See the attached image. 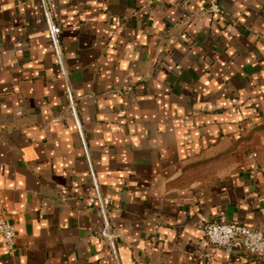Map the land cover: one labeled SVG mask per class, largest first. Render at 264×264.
Masks as SVG:
<instances>
[{
    "label": "crops",
    "instance_id": "1",
    "mask_svg": "<svg viewBox=\"0 0 264 264\" xmlns=\"http://www.w3.org/2000/svg\"><path fill=\"white\" fill-rule=\"evenodd\" d=\"M49 1L63 70L42 1L0 0V264H264L200 243L264 231V0Z\"/></svg>",
    "mask_w": 264,
    "mask_h": 264
},
{
    "label": "built area",
    "instance_id": "2",
    "mask_svg": "<svg viewBox=\"0 0 264 264\" xmlns=\"http://www.w3.org/2000/svg\"><path fill=\"white\" fill-rule=\"evenodd\" d=\"M43 14L47 25V35L55 53L58 64L63 70L62 49L60 44V27L53 21L49 0H41ZM73 109V101L69 100ZM256 156V153H252ZM96 200L98 211L102 218L100 236L104 241L114 246L116 235L109 221L107 207L104 199L97 193ZM203 237L200 243L204 247L221 248L226 253L234 249H240L249 255L264 260V231L251 226L228 220L224 215L206 222L203 227ZM16 227L14 223L5 216L0 208V237L7 253L12 254L16 248Z\"/></svg>",
    "mask_w": 264,
    "mask_h": 264
}]
</instances>
